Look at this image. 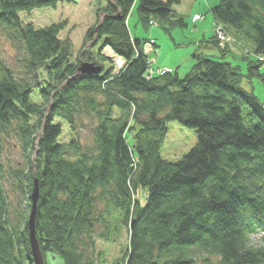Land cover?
Returning a JSON list of instances; mask_svg holds the SVG:
<instances>
[{
	"label": "trees",
	"instance_id": "obj_1",
	"mask_svg": "<svg viewBox=\"0 0 264 264\" xmlns=\"http://www.w3.org/2000/svg\"><path fill=\"white\" fill-rule=\"evenodd\" d=\"M73 1L0 0L1 32L22 56L18 70L0 62V132L16 131L26 158L33 155L23 175V210L9 214L0 192V264H33L27 220L35 179V234L45 264L47 255L61 264H96V239H109L107 228L116 232L119 225L128 230V245L115 264H194L197 257L264 264V245L250 241L264 233V106L241 87L238 69L223 53L194 54L182 79L168 72L148 80L147 56L126 20L137 3L144 28L151 21L168 25L167 32L185 27L173 20L180 0H106L84 36L91 47L101 43L99 53L95 59L83 53L81 60L103 72L100 52L108 47L123 65L111 76L112 68L77 74L79 61H70V48L59 38L64 24L35 29L19 16ZM209 13L252 43L257 60L248 63L247 76L264 86V0H220ZM210 43L217 45L215 36ZM34 91L39 103L31 101ZM83 117L92 145L75 137L61 143L59 121L76 134ZM171 122L197 137L176 162L160 156ZM98 225L104 232L96 233Z\"/></svg>",
	"mask_w": 264,
	"mask_h": 264
},
{
	"label": "rangeland",
	"instance_id": "obj_2",
	"mask_svg": "<svg viewBox=\"0 0 264 264\" xmlns=\"http://www.w3.org/2000/svg\"><path fill=\"white\" fill-rule=\"evenodd\" d=\"M205 1L209 3L210 6L208 7L211 8L218 5L220 0ZM205 1L180 0V3L174 7L175 16L173 20L181 19L185 21L186 26L175 27L170 32L166 31L168 25L165 24L150 25L149 23V26L144 28L138 21L136 8L133 12L131 11L132 14L129 15L127 20L129 32L136 29L138 32L136 36L139 39L148 41V39L152 38L155 42V46L153 44L150 49L142 50L143 54L148 56L147 62L150 63V66L148 63L145 77L149 72H152L151 76L153 74L156 76L159 73L162 75L163 70H168V68L163 67L164 62H166L172 67V73H177L178 77L182 79L191 71L195 64L192 56L194 54L204 55V47L199 48L195 44L196 38L194 40V37H197V34H200L201 31H205V34H207L206 43L210 42L215 34L214 29L217 24L214 23L213 17L208 13L209 9L206 6L205 16L195 15L200 16L201 19L199 20H194L195 16L190 19V13L196 11V5L199 6ZM105 5L106 0H74L72 3L59 2L54 8H38L30 14L21 13L19 16L23 24H31L35 29L63 23L64 28L59 34V38L70 48V61L72 63L79 61L80 63L85 62L81 60V54H90L95 59L97 53H99L101 43L97 44L96 47H91V42L84 44V36L88 29L96 24L97 12ZM189 19L191 24H188ZM219 27L224 40L221 41L218 37L216 39L217 45L214 44L215 48L211 49L212 54L207 56L219 58L221 53H223V60L228 62L233 68H237V71L242 76L241 87L246 91L253 92L264 106L263 84L257 78H249L247 76L248 63L257 60L252 52V43L233 36L222 25ZM196 28L197 30H193ZM107 48L101 49L100 52V55L106 58V61L102 64L103 72L101 73H106L112 68L111 76L115 70L120 69L123 63L116 55L114 57L106 56L105 51ZM111 52L113 53L112 50ZM21 59V54L12 47L0 29V62L12 70H18L21 66L19 61ZM259 72L264 73V66ZM31 101L34 103L40 102L37 91L32 93ZM82 122L83 125H78L76 134L75 132L73 134L66 123L59 121L62 127L61 143H68L72 137H75L78 138L82 146H91L93 143L92 129L89 125L88 117H83ZM129 123L131 124V121ZM130 136L129 138H131ZM196 142L197 137L193 130L182 127L176 122H171L167 125V134L161 146L160 156L169 162H176L186 155L195 146ZM31 167H33V155L29 153L26 158V154L21 149L17 132L13 129L0 132V192L5 199L9 214H17L20 210H23V175L29 174ZM135 198L139 200L140 204H144L142 192H138ZM105 229L103 225H98L96 226V233H102ZM107 229L110 230L109 239H96L95 242L94 256L96 264H115V262H120L124 258V252L128 245V230L123 225H119L116 232H112L111 227ZM250 241L252 246L264 245V233L252 234ZM46 260L47 264H61V260L58 257L47 255ZM212 263H216L213 258L204 261L203 258L197 257L194 264Z\"/></svg>",
	"mask_w": 264,
	"mask_h": 264
},
{
	"label": "water",
	"instance_id": "obj_3",
	"mask_svg": "<svg viewBox=\"0 0 264 264\" xmlns=\"http://www.w3.org/2000/svg\"><path fill=\"white\" fill-rule=\"evenodd\" d=\"M101 71L102 68L100 66H95L94 64L87 62H80L77 68V74H82V75H99ZM38 200H39L38 181L37 179H35L33 181V189L30 194L31 210L27 220L28 242L30 246V254L33 264H45L44 256L40 249L39 242L35 234V218H36Z\"/></svg>",
	"mask_w": 264,
	"mask_h": 264
},
{
	"label": "crops",
	"instance_id": "obj_4",
	"mask_svg": "<svg viewBox=\"0 0 264 264\" xmlns=\"http://www.w3.org/2000/svg\"><path fill=\"white\" fill-rule=\"evenodd\" d=\"M205 1V0H204ZM205 4V5H204ZM195 6V5H194ZM205 6L207 7V9H210V7H208V6H210L209 5V3L208 2H206L205 1V3H201V4H199V6H197L196 5V11H194L193 13L191 12L190 13V19L193 17V16H195V15H203V16H205L204 14H206V8H205ZM137 7V3H135V5L133 6V9H132V12H133V10L135 9ZM103 8V7H102ZM212 8V7H211ZM101 9V8H100ZM132 12L130 13V14H132ZM208 13H209V10H208ZM138 17V16H137ZM190 19L188 20V24H191V22H190ZM139 21V20H138ZM184 24L186 25V23H185V21H184ZM194 27H195V24H194ZM193 30H197V28L196 29H193ZM130 33H131V36L133 37V38H137V39H139L136 35H137V30L136 29H134V31H131L130 30ZM198 36L197 37H194V40H195V38H196V42H195V44L199 47V48H201V47H204V53L203 54H206V55H208V54H212L211 52V49H213V48H215V45L213 44V43H210V42H208V43H206V35L207 34H205V31H201V33L199 34H197ZM211 38V37H210ZM212 39V38H211ZM141 40V39H140ZM153 41V39L152 38H150V39H148V41ZM143 41V40H142ZM148 41H146V42H148ZM203 44H205V45H203ZM153 46H155V42H154V45ZM154 49V48H153ZM205 52H208V53H205ZM210 52V53H209ZM164 66L163 67H165V68H168V70L170 71V72H172V67H170V65H168V63H166V62H164V64H163Z\"/></svg>",
	"mask_w": 264,
	"mask_h": 264
},
{
	"label": "built area",
	"instance_id": "obj_5",
	"mask_svg": "<svg viewBox=\"0 0 264 264\" xmlns=\"http://www.w3.org/2000/svg\"><path fill=\"white\" fill-rule=\"evenodd\" d=\"M199 19H201L200 16H195V17H194V20H199ZM150 25H156V22L151 21V22H150ZM219 26H220V25H217V27H215V29H214V33H215L214 36L216 37V39L219 37V39H221V41H223V40H224V36L220 33L221 29H220ZM217 35H219V36H217ZM153 44H154L153 41L146 42V45H145L144 49H145V50L150 49V48L152 47ZM122 63H123V61H122ZM148 63H149V62H148ZM149 66H150V63H149ZM121 67H122V66H121ZM121 67H120V68H121ZM167 72H168L167 70H163L162 75H163V74H166ZM150 74H152V72H149V74L146 76V78H151V77L155 76L154 74H153V76H151ZM157 75H160V76H161L160 73L157 74ZM157 75H156V76H157Z\"/></svg>",
	"mask_w": 264,
	"mask_h": 264
},
{
	"label": "bare ground",
	"instance_id": "obj_6",
	"mask_svg": "<svg viewBox=\"0 0 264 264\" xmlns=\"http://www.w3.org/2000/svg\"><path fill=\"white\" fill-rule=\"evenodd\" d=\"M127 20H128V18H127ZM127 20H126V25H127ZM128 28V27H127ZM129 30V29H128ZM130 33V32H129ZM130 36H131V33H130ZM131 38L133 39V37L131 36ZM140 40V39H139ZM141 42H140V49H141V51L144 49V47H145V45H146V42L145 41H142V40H140ZM105 54H106V56H108V57H114V54L111 52V50L110 49H108L107 48V50L105 51ZM204 55H206V54H204ZM145 56H147V55H145ZM147 59H148V56H147ZM79 66V65H78ZM44 261H45V259H44Z\"/></svg>",
	"mask_w": 264,
	"mask_h": 264
}]
</instances>
